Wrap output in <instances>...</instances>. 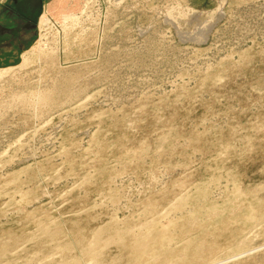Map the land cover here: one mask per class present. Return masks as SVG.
<instances>
[{"label":"rangeland","instance_id":"374dc122","mask_svg":"<svg viewBox=\"0 0 264 264\" xmlns=\"http://www.w3.org/2000/svg\"><path fill=\"white\" fill-rule=\"evenodd\" d=\"M74 15L0 67V264H264V0Z\"/></svg>","mask_w":264,"mask_h":264},{"label":"crops","instance_id":"0c3cea01","mask_svg":"<svg viewBox=\"0 0 264 264\" xmlns=\"http://www.w3.org/2000/svg\"><path fill=\"white\" fill-rule=\"evenodd\" d=\"M83 1L0 0V67L11 65L35 44L43 17L61 20L77 13Z\"/></svg>","mask_w":264,"mask_h":264},{"label":"bare ground","instance_id":"6f19581e","mask_svg":"<svg viewBox=\"0 0 264 264\" xmlns=\"http://www.w3.org/2000/svg\"><path fill=\"white\" fill-rule=\"evenodd\" d=\"M68 8V7H67ZM62 14H63V12H61ZM75 15H74V13H70V14H66V15H64V17H62V19H64V21H66V20H68L69 18H72V17H74ZM46 21H47V19L45 18V17H43L42 18V20H41V23H43L44 25H46L45 23H46ZM48 22V21H47ZM1 70V69H0ZM8 70V69H7ZM5 73H7V71H5ZM0 77H1V75H0Z\"/></svg>","mask_w":264,"mask_h":264}]
</instances>
